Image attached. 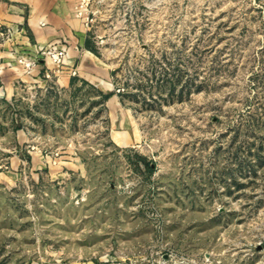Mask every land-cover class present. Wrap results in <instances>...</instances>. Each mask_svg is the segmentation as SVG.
<instances>
[{"label": "rangeland", "instance_id": "1", "mask_svg": "<svg viewBox=\"0 0 264 264\" xmlns=\"http://www.w3.org/2000/svg\"><path fill=\"white\" fill-rule=\"evenodd\" d=\"M86 12L107 86L0 97V264H264V0Z\"/></svg>", "mask_w": 264, "mask_h": 264}, {"label": "crops", "instance_id": "2", "mask_svg": "<svg viewBox=\"0 0 264 264\" xmlns=\"http://www.w3.org/2000/svg\"><path fill=\"white\" fill-rule=\"evenodd\" d=\"M79 3L80 0H0V97H9L21 83L46 84L45 72L54 73L61 85L75 70L80 77L107 86L106 69L89 45V29L78 12ZM48 48L66 51L65 65L59 71L43 54ZM21 58L32 61L33 66H24Z\"/></svg>", "mask_w": 264, "mask_h": 264}, {"label": "built area", "instance_id": "3", "mask_svg": "<svg viewBox=\"0 0 264 264\" xmlns=\"http://www.w3.org/2000/svg\"><path fill=\"white\" fill-rule=\"evenodd\" d=\"M79 14L84 16L85 18V24H89V16L87 15L86 12V0H80L79 3ZM43 54L47 55L51 61V63L55 66V70L59 71L64 64V58L66 55V51L64 49H53V48H48L43 51ZM23 63L24 66L30 68L33 66V62L26 60L24 58L20 59V63ZM75 72V70L72 71V73ZM50 77V72H45L43 78L44 80H47Z\"/></svg>", "mask_w": 264, "mask_h": 264}]
</instances>
